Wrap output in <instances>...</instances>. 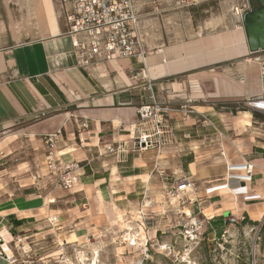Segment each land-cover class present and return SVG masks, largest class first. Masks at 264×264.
Here are the masks:
<instances>
[{"label": "rangeland", "instance_id": "rangeland-1", "mask_svg": "<svg viewBox=\"0 0 264 264\" xmlns=\"http://www.w3.org/2000/svg\"><path fill=\"white\" fill-rule=\"evenodd\" d=\"M30 1L0 0L1 30L6 26L10 33L13 24L24 19L29 22L31 3L35 7L49 3L53 9L51 0ZM139 1L152 54L166 48L171 54L176 46H184L193 40L202 43L204 38L223 34H229L233 39L242 36L248 46L243 19L235 11L236 6L244 4V0ZM196 1L199 2L194 5ZM53 2L59 11L56 0ZM252 3L254 8L258 6L257 0ZM131 61L133 68L124 70L132 81L148 85L151 102L139 108V115L145 121L136 129L128 145L124 142L121 147L119 143L95 139L96 149L89 146L86 150L84 130L88 125L78 115L70 116L65 126L42 123L36 137L31 139L29 133L23 131V124L0 130V188L14 185L13 188H29L27 191L38 194L55 187L71 190L74 186L67 189L63 186L69 173L67 166H73L72 175H78L79 181L82 164L88 161L99 175L108 179V184L103 185L104 192L99 193L97 210L101 213L97 216L102 217L95 218L98 228L94 235L88 233L82 244L67 250L62 262H45L30 256L32 252L29 249L26 251L28 260L40 259L46 264H264V225L260 226L264 216L256 220L242 214L245 216L243 221L231 223L226 214L227 223L217 228L213 220L203 214L205 202L194 199L195 186L188 193L174 189L177 180L186 176V170H180L179 158L176 157L177 133L182 132L181 128H191L192 124L191 119L180 118L178 113L194 114L193 97L202 98L199 105L206 108L200 110L215 107L211 114L229 111L226 112L229 116L237 115L243 111V106L252 113L257 112L255 126L259 127V134L264 138V111L253 110L251 106L253 101L264 100V51L249 50L245 57L161 80L145 76V60ZM161 63L159 60L156 65ZM172 83H176L174 89L168 85ZM250 85L259 95L241 97L230 94L229 89L233 92L234 88ZM145 106H150L153 113L151 115L147 109L146 118H142L140 110ZM207 114L206 117H196L195 122L198 125L206 122L207 125L202 127L203 134H214V137L206 141L204 151L200 152L198 146L197 160L221 162L226 151L239 152L230 145L229 137L238 139L247 134L242 127L236 130V135L235 131L215 120V116ZM51 115L35 117L31 123L43 122ZM145 135H148L147 144H140ZM224 135L226 138L221 139ZM223 142L226 150L223 146L220 151L217 148ZM185 151L194 156L187 147H184ZM138 164L145 166L139 168ZM11 177L19 181H12V184ZM112 190H118V195L111 197L109 192L112 194ZM126 191L132 193L126 195ZM212 211L205 210V213L211 216ZM133 237L137 244H134Z\"/></svg>", "mask_w": 264, "mask_h": 264}, {"label": "crops", "instance_id": "crops-1", "mask_svg": "<svg viewBox=\"0 0 264 264\" xmlns=\"http://www.w3.org/2000/svg\"><path fill=\"white\" fill-rule=\"evenodd\" d=\"M51 2L53 9L49 3L44 7H35L31 3L32 6L30 4L28 8L29 22L24 19L21 23L13 24L10 33L6 26L5 30L0 28V130L23 124V131L29 133L31 139L36 137L42 123L65 126L70 116L78 115L88 125L84 130L87 135L86 150L89 146L96 149L98 144L95 139L109 140L122 147L124 142H130L136 129L145 121L139 115V108L151 102L148 85L132 81L126 73L124 69L133 68V61L130 59H120L92 69L79 67L75 38L68 34L58 0L56 4L59 11L53 0ZM139 2L137 0L145 46L149 54H152ZM200 42L193 40L184 46H176L171 54L167 53L166 48L149 55L145 60V76L161 80L242 58L249 53L242 36L233 39L229 34L213 35ZM159 60L163 63L156 65ZM115 72L117 73L112 76ZM175 84L168 85L174 89ZM253 89L250 85L229 91L230 94L241 97L259 95ZM192 99V112L195 115H188L183 111L178 113L180 118L191 119L192 124L187 130L181 128L183 133H177L179 138H176V157L179 158L180 170L185 169V175L195 182L194 199L205 202L203 214L209 217L207 219H212L213 223L215 219L226 221V214L229 217L248 214L259 220L264 216V138L259 134V127L255 126L253 113L243 110L231 116L226 113L229 111L211 114L215 107L200 110L206 108L199 105L202 98ZM43 112L53 115L43 122L31 123ZM205 113L215 116V120L235 131L236 135V130L244 128L247 135L238 139L229 137L230 145L239 151L237 154L230 152L231 150L226 151L222 154L224 158L221 162L197 160L198 146L200 152L204 151L206 141L214 137V134H203L202 127L207 125L206 122L200 125L195 122L196 117H206ZM224 138L225 135L221 139ZM224 143H220L217 149L222 151L224 146L225 151ZM184 147L190 149L194 156L184 152ZM247 162L255 164V169L252 181L247 182V188L241 191L238 190L239 186L245 183L232 179L230 175L245 172L233 171L231 168L242 167ZM82 165L79 181L71 190L55 187L38 194L27 191L29 188H13L14 185L0 188V264L29 261L26 255L28 249L32 252L30 256L39 257L45 262H62L67 250L82 244L88 233L94 235L98 228L95 218L102 217L97 216V213H101L97 210L99 193L104 192L103 185L108 184V179L99 175L89 161ZM144 166L137 165L139 168ZM13 178H10L12 184V181H19L18 178ZM128 179L133 180L129 176ZM110 180L111 178L109 182ZM117 193L118 190H112L109 195L114 197ZM126 193L130 195L132 191ZM251 195L260 198L248 199ZM211 209V216H208L205 210ZM17 220L21 222L15 223Z\"/></svg>", "mask_w": 264, "mask_h": 264}, {"label": "built area", "instance_id": "built-area-1", "mask_svg": "<svg viewBox=\"0 0 264 264\" xmlns=\"http://www.w3.org/2000/svg\"><path fill=\"white\" fill-rule=\"evenodd\" d=\"M58 2L66 20L68 34L75 38L74 46L79 67L92 69L120 59L146 60L150 52L145 46L137 0H58ZM252 2L253 0H244L242 6H236V14L243 18L245 12L254 8ZM149 88L152 89L151 86ZM146 109H149L151 115L153 113L150 106H145L140 110L142 118H146ZM45 115L43 112L36 117ZM50 141L53 142V139ZM141 143L144 144L143 140ZM67 169L69 173L63 182L66 189L72 188L78 182V175H72L73 166H67ZM254 169L255 164L250 162L242 167L232 166L231 170H242L245 173L231 174L230 177L239 180L240 183L244 182L241 187L244 189L247 188L246 183L252 181ZM194 186L195 182L184 176L177 180L174 189L177 192L188 193ZM244 219V215L229 217L231 223H239ZM263 225L264 217L260 220V226ZM19 264L46 263L38 259L22 261Z\"/></svg>", "mask_w": 264, "mask_h": 264}, {"label": "water", "instance_id": "water-1", "mask_svg": "<svg viewBox=\"0 0 264 264\" xmlns=\"http://www.w3.org/2000/svg\"><path fill=\"white\" fill-rule=\"evenodd\" d=\"M257 2L258 6L245 12L242 18L245 36L251 52L264 50V0H257ZM251 106L253 109L264 111L260 106V101L251 102Z\"/></svg>", "mask_w": 264, "mask_h": 264}, {"label": "bare ground", "instance_id": "bare-ground-1", "mask_svg": "<svg viewBox=\"0 0 264 264\" xmlns=\"http://www.w3.org/2000/svg\"><path fill=\"white\" fill-rule=\"evenodd\" d=\"M263 73H264V72H263ZM263 89H264V82H263ZM260 106L264 109V100H261V101H260ZM146 110H147V109H146ZM148 110H149V109H148ZM147 137H148V135H145L144 138H147ZM147 142H148L147 139H146V140H145V139L143 140V143H144V144L147 143ZM241 187H243V186H239V189H238V190H241V191H242L243 188H241ZM241 191H240V192H241ZM243 193H244V191H243ZM258 198H260V197H259V196H256V195H255V196H252V195H251V196L248 197V199H258ZM260 219H261V218H260ZM133 239H134V244H137L136 238L133 237ZM10 253H11V252H10Z\"/></svg>", "mask_w": 264, "mask_h": 264}, {"label": "trees", "instance_id": "trees-1", "mask_svg": "<svg viewBox=\"0 0 264 264\" xmlns=\"http://www.w3.org/2000/svg\"><path fill=\"white\" fill-rule=\"evenodd\" d=\"M241 110H247V109L243 106L241 108ZM253 114H254V116H257L258 115L257 112H253ZM19 222H21V220L15 221V223H19ZM214 223H215V225H216L217 228H221L224 224L227 223V221L215 219Z\"/></svg>", "mask_w": 264, "mask_h": 264}]
</instances>
